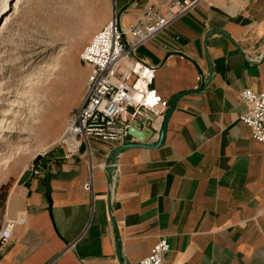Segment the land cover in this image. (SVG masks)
<instances>
[{"label": "crops", "instance_id": "crops-1", "mask_svg": "<svg viewBox=\"0 0 264 264\" xmlns=\"http://www.w3.org/2000/svg\"><path fill=\"white\" fill-rule=\"evenodd\" d=\"M110 1L100 29L169 0ZM134 58L162 100L179 96L163 143L111 155L135 141L91 140L69 159L57 147L20 174L3 214L24 221L2 264H138L160 239L165 264H264V144L239 120V92L264 93V0H202Z\"/></svg>", "mask_w": 264, "mask_h": 264}, {"label": "rangeland", "instance_id": "rangeland-1", "mask_svg": "<svg viewBox=\"0 0 264 264\" xmlns=\"http://www.w3.org/2000/svg\"><path fill=\"white\" fill-rule=\"evenodd\" d=\"M110 3L0 0V228L10 220L3 201L15 180L57 150L82 100L87 71L79 54L107 20Z\"/></svg>", "mask_w": 264, "mask_h": 264}, {"label": "built area", "instance_id": "built-area-1", "mask_svg": "<svg viewBox=\"0 0 264 264\" xmlns=\"http://www.w3.org/2000/svg\"><path fill=\"white\" fill-rule=\"evenodd\" d=\"M201 1L169 0L165 15L147 6L142 18L128 28H121L113 17L91 38L79 54V61L87 70L82 100L70 112L55 143L64 159L77 154L91 140L119 145L131 137L129 132L133 130L159 135L168 103L150 89L154 72L136 60L134 54ZM239 97L245 106L240 122L250 130L254 141L264 144V93L245 89L239 92ZM154 122L158 123L157 127H153ZM31 170L40 173L38 168ZM84 190H91L90 182L84 185ZM23 221L22 215L3 221L0 254L14 227ZM168 250L166 240L160 239L138 264H165L162 257Z\"/></svg>", "mask_w": 264, "mask_h": 264}, {"label": "water", "instance_id": "water-1", "mask_svg": "<svg viewBox=\"0 0 264 264\" xmlns=\"http://www.w3.org/2000/svg\"><path fill=\"white\" fill-rule=\"evenodd\" d=\"M202 88V86H201ZM179 98V96L175 97L168 105V109L166 111V114L164 116L161 130L159 133V138L157 144L154 146H148L147 143L149 142L150 138L152 137V134L149 131H144V132H138L136 130L130 131L129 135L135 140L134 143L126 144L123 146H120L113 150L111 155H115L119 152L128 150V149H133V148H146V147H158L163 143L164 139V134H165V129H166V124L168 121L169 116L171 115L173 108H174V102ZM108 202L110 203V200L108 199ZM117 253L119 254V238L117 237Z\"/></svg>", "mask_w": 264, "mask_h": 264}, {"label": "bare ground", "instance_id": "bare-ground-1", "mask_svg": "<svg viewBox=\"0 0 264 264\" xmlns=\"http://www.w3.org/2000/svg\"><path fill=\"white\" fill-rule=\"evenodd\" d=\"M20 10L21 9L19 7L15 8L14 10H12L11 15H10L8 21H6V23H4L3 27H5L10 22L11 18L17 16L19 14ZM46 149H48V148H46ZM46 149H44L43 151H45Z\"/></svg>", "mask_w": 264, "mask_h": 264}, {"label": "trees", "instance_id": "trees-1", "mask_svg": "<svg viewBox=\"0 0 264 264\" xmlns=\"http://www.w3.org/2000/svg\"><path fill=\"white\" fill-rule=\"evenodd\" d=\"M6 198V197H5ZM4 202V201H3Z\"/></svg>", "mask_w": 264, "mask_h": 264}]
</instances>
